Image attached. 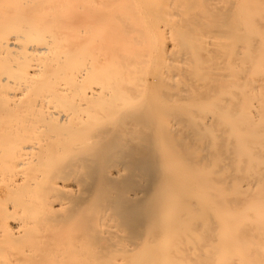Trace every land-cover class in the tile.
Listing matches in <instances>:
<instances>
[{"label": "bare ground", "instance_id": "obj_1", "mask_svg": "<svg viewBox=\"0 0 264 264\" xmlns=\"http://www.w3.org/2000/svg\"><path fill=\"white\" fill-rule=\"evenodd\" d=\"M0 264H264V0H0Z\"/></svg>", "mask_w": 264, "mask_h": 264}]
</instances>
